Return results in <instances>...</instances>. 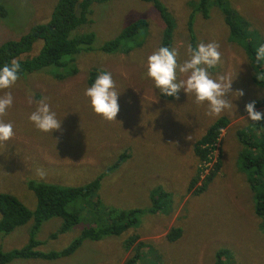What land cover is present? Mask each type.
Segmentation results:
<instances>
[{
    "label": "rangeland",
    "instance_id": "rangeland-1",
    "mask_svg": "<svg viewBox=\"0 0 264 264\" xmlns=\"http://www.w3.org/2000/svg\"><path fill=\"white\" fill-rule=\"evenodd\" d=\"M57 1L0 0L9 10L7 18H0V45L49 21ZM159 1L173 19L171 48L179 51L178 63L188 59L189 45H220L222 63L209 71L214 79L225 75L233 80L232 91L226 97L231 108L219 117H209L206 104L196 105L194 97H188L183 90L179 99L164 96L146 76L148 56L161 47L167 27L154 3H95L92 23L72 32L73 38L94 32V42L83 45L70 66L67 62L50 65L19 78L10 89L0 90V96L7 92L13 96L12 106L0 120L11 123L14 131L9 141L0 143V192L12 193L35 209V194L27 186L31 179L73 187L99 179L92 197L69 206L70 213L82 214L72 230L54 239L51 235L62 219L54 217L43 223L38 238L45 243L41 247L44 250L64 248L86 227H106L110 210L138 208L143 212L137 224L120 236H106L97 242L85 240L66 259H16L7 264H125L135 254L136 244L126 248L133 235L144 243L141 249L145 254L135 264H156L151 260H161L162 264H215L217 252L223 248L227 250L223 264H264L263 220L255 213L253 192L240 167L243 146L237 135L245 128L264 129V119L253 122L245 110L247 103L264 99V86L254 82L251 60L243 47L231 39L230 27L214 0L209 4V17L197 11L199 0ZM226 3L250 23L249 28L258 39L254 42L255 50L264 44V0ZM193 10L196 13L192 31L189 21ZM141 18L149 22L145 28L129 36L116 52L103 50L106 43ZM42 46L43 41H38L31 55H37ZM74 68L77 71L70 74ZM105 71L112 74L115 90L120 94V111L117 120L111 122L96 115L90 99L84 95L92 86V79L95 82ZM261 76L264 78V74ZM177 77L184 78L179 72ZM240 90L244 95L238 97ZM45 97L61 121V128L52 133L37 130L29 120L37 102ZM255 110L264 113V106ZM223 116L230 123L214 148L208 149L211 166L218 161L221 166L213 180L206 181V189L197 195L196 190L190 189L192 181L196 180L195 188L202 186L210 169L204 170L202 165L206 161L201 163L196 146ZM38 168L46 172L43 179L36 175ZM200 168L203 172L197 180ZM153 192L163 203L164 212H148ZM83 203H97L98 208L89 212L84 206L79 208ZM173 227H181L182 235L171 242L167 234ZM29 228L30 223L10 234L0 232V249L22 248L30 240Z\"/></svg>",
    "mask_w": 264,
    "mask_h": 264
},
{
    "label": "trees",
    "instance_id": "trees-1",
    "mask_svg": "<svg viewBox=\"0 0 264 264\" xmlns=\"http://www.w3.org/2000/svg\"><path fill=\"white\" fill-rule=\"evenodd\" d=\"M109 0H58L52 17L49 21L42 24L32 26L27 32L19 36V38L9 39L0 45V68L5 64H10L11 60L16 59L20 64L19 77H23L28 73L41 70L50 65H62L70 62L73 56L78 55L83 45H91L95 39V33H89L77 38L72 37V32L81 25L92 23L91 14L93 13L92 6L95 3L107 2ZM144 1V0H143ZM154 3L156 8L161 12L165 22L166 29L162 38L161 47L172 46L173 36V19L167 8L159 0H145ZM211 0H199L197 4V11H200L204 17H209V4ZM220 6L224 14L226 23L230 27L231 39L238 45L243 47L248 58L251 60L254 75L253 80L260 86H264V64L263 62L256 63V50L254 42L258 41L256 36L250 30V23L244 16L231 9L226 0H214ZM191 6V4L189 3ZM192 7V6H191ZM193 10L189 21V29L193 31L194 14ZM9 10L7 6L0 2V18H7ZM149 22L141 18L131 25L126 27L123 32L109 41L103 46V50L108 52H116L119 47L126 41L129 36L136 35L140 29L145 28ZM42 40L43 46L37 55L32 56L31 52L34 45ZM261 43V42H260ZM264 43V40H263ZM132 48V47H131ZM130 48V50H131ZM77 69H72L76 72ZM69 75V74H68ZM259 76V79H258ZM64 78L65 76H60ZM94 81L92 79L91 84ZM255 108L264 106V99L255 101ZM230 123V119L226 116L220 117L211 126L209 131L198 141L196 146V154L202 162H209L210 156L208 149L214 148L221 132ZM257 131V133H256ZM238 139L242 143V150L240 152V167L248 178V183L254 196V210L262 221V229L264 230V129L245 128L238 131ZM221 166L220 161L215 165L209 167L210 172L207 173L205 181L202 186L195 188V179L192 181L190 189L197 191V195L201 194L206 187V181H211L219 171ZM208 169V170H209ZM212 170V171H211ZM200 174L203 169L200 168ZM99 185V179L83 185V186H63L59 184L47 183L44 181L29 180L27 182L28 188L35 194L36 208L31 209L26 206L17 196L9 192H0V232L3 234H10L16 228L30 223L29 242L20 249L12 251H4L0 249V264H7L16 259H34V260H56L66 259L78 251L85 240L97 242L104 239L106 236H120L124 232L137 224L138 216L143 211L134 208L115 209L110 210L111 217L107 220L106 227L99 225L90 226L83 229L80 235L75 236L72 240L60 250H44L42 247L45 244L38 238V233L44 222L51 218L60 217L62 223L57 231H55L51 238H58L60 234L66 233L79 224L81 213L78 215L70 213L68 208L71 204H79L81 199H89L92 197ZM151 207L148 208L150 214L164 212L162 209L163 203L152 193ZM93 204V205H92ZM81 204L92 212V208H98L97 203ZM88 216V215H85ZM112 221V222H111ZM182 235L181 227H173L167 234V239L174 242ZM138 235L131 236L126 248L129 249L134 244V256L128 259L125 264H135L136 261L142 260L145 254L142 251L143 242L138 241ZM146 247V246H145ZM227 252L226 249H220L217 252L215 264H223L222 260ZM155 261L156 264H162L161 260Z\"/></svg>",
    "mask_w": 264,
    "mask_h": 264
},
{
    "label": "clouds",
    "instance_id": "clouds-1",
    "mask_svg": "<svg viewBox=\"0 0 264 264\" xmlns=\"http://www.w3.org/2000/svg\"><path fill=\"white\" fill-rule=\"evenodd\" d=\"M220 45L216 42L200 43L196 48L191 45L187 48L188 59L178 63L179 51L175 48L160 47L148 56L146 76L154 81L155 88L167 97L179 99V93L183 90L188 97H194L196 105H207L206 114L209 117H219L225 110L231 108V102L227 94L232 91L233 80L225 75H219L215 79L210 69L222 63ZM256 63L264 62V44L256 48ZM20 64L16 59L10 64L0 68V90L10 89L19 80ZM179 72L184 78L177 77ZM259 79V76H258ZM115 81L110 72H101L91 87L85 90L84 95L90 99L93 112L105 121L117 120L120 111ZM238 97L243 96V90L237 92ZM47 97L37 102V108L33 111L29 120L35 128L41 132L49 133L61 128V121L56 118V113L51 111L46 102ZM32 100L29 98V103ZM255 101L245 105L248 117L253 122L264 119V113L255 110ZM13 104L11 92L0 96V117L6 115V111ZM14 136L13 125L0 120V143L9 141ZM191 139V137H188ZM36 175L43 179L46 172L42 168L36 169Z\"/></svg>",
    "mask_w": 264,
    "mask_h": 264
},
{
    "label": "built area",
    "instance_id": "built-area-1",
    "mask_svg": "<svg viewBox=\"0 0 264 264\" xmlns=\"http://www.w3.org/2000/svg\"><path fill=\"white\" fill-rule=\"evenodd\" d=\"M202 166H203L204 170L205 169L208 170L209 167L211 166V164H210V162H204Z\"/></svg>",
    "mask_w": 264,
    "mask_h": 264
},
{
    "label": "bare ground",
    "instance_id": "bare-ground-1",
    "mask_svg": "<svg viewBox=\"0 0 264 264\" xmlns=\"http://www.w3.org/2000/svg\"><path fill=\"white\" fill-rule=\"evenodd\" d=\"M198 175V174H197ZM207 185V184H206Z\"/></svg>",
    "mask_w": 264,
    "mask_h": 264
}]
</instances>
